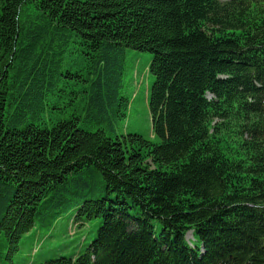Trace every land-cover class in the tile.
I'll list each match as a JSON object with an SVG mask.
<instances>
[{"label": "trees", "instance_id": "trees-1", "mask_svg": "<svg viewBox=\"0 0 264 264\" xmlns=\"http://www.w3.org/2000/svg\"><path fill=\"white\" fill-rule=\"evenodd\" d=\"M129 48L155 140L111 135ZM72 211L32 264H264V0H0V264Z\"/></svg>", "mask_w": 264, "mask_h": 264}, {"label": "rangeland", "instance_id": "rangeland-1", "mask_svg": "<svg viewBox=\"0 0 264 264\" xmlns=\"http://www.w3.org/2000/svg\"><path fill=\"white\" fill-rule=\"evenodd\" d=\"M151 61V53L127 49L122 94L129 99L130 108L126 118L117 124L115 133L111 134L113 137L139 134L147 140H155L148 107L149 92L153 83L149 72ZM61 102L63 108L61 115L69 117L73 113V106L68 105L67 97ZM76 214L77 211H72L63 215L51 228L36 226L22 239L15 264H32L35 260L41 261L60 255L72 256L78 253L85 243L88 244L95 238L101 220L93 219L82 224L79 222L81 226L74 230L72 227ZM189 239H192L191 235ZM36 253L38 255L35 257Z\"/></svg>", "mask_w": 264, "mask_h": 264}]
</instances>
